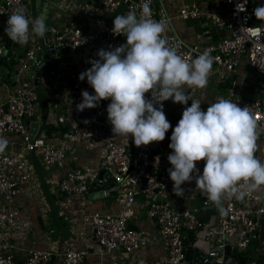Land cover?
<instances>
[{"label": "built area", "instance_id": "built-area-1", "mask_svg": "<svg viewBox=\"0 0 264 264\" xmlns=\"http://www.w3.org/2000/svg\"><path fill=\"white\" fill-rule=\"evenodd\" d=\"M257 1L264 5V0ZM35 2L43 9L41 17L45 23L48 20L51 23L46 34L49 45L56 48L55 56H59L58 61L56 58L52 62H58L55 68H58L60 75L66 74L70 83L61 101L55 103L53 94L48 98L50 106L55 105V109L61 107V113L54 110L47 115L44 121L49 129L44 136H31V125L27 122L42 117L41 99L37 91L39 82L46 76L53 84L52 78L55 76L53 69L49 70V64H52L49 62L38 84H35L36 67L47 52L44 40L30 41L29 48L15 66V87L11 90L5 84L8 93L7 98L0 102V135L7 138L9 143L5 151L0 153V264H87L92 253L91 245L96 264H104L108 258H117L120 251H142L148 240L147 231L130 227V220L137 215V209L141 206L138 202L141 194L150 199L142 207L149 221L158 228L164 250V262L161 264H191L189 247H196L197 243L189 244L188 236L203 229H207L206 237L211 243L209 250L205 251L204 264H210V255H215L217 259L224 257L225 260L226 246L230 245L231 250L236 248L238 253L240 249L243 251L251 245L264 225V187L249 193L243 200L235 197L224 199L223 210H214L208 221H204L199 214L202 207L212 202L196 189L195 180L182 185V196L175 195L168 174L171 164L167 157L170 153L162 150L159 142L136 147L137 151L131 149V138L125 144L113 136L106 111L110 101H101L84 115L76 110V105L82 102V91L94 94L86 78L84 81L79 80V74L91 67L88 61L99 59L97 52L100 49H114L126 43L124 36L112 33L114 20L111 17L103 18L105 14H112L115 18L135 12L139 17L142 4L147 2L152 19L171 22L166 37L169 45L175 47L179 54L194 59L207 51L214 57L208 82L213 80L218 84H227L233 75L241 73L244 63H247L249 74L243 76L252 84L257 95L245 98L229 88L222 98L237 103L241 108L249 107L262 134L264 21L254 16L253 0H247L246 11L243 12L236 10V5L242 3V0L202 3L184 0H86L84 8L88 12L91 9L103 12L99 18L87 21H83L82 16L72 9L69 0ZM19 6L26 9L29 19L36 18L32 8L33 0H0V20L3 19L0 24L3 23L4 28L9 16ZM176 20L196 23L191 40L184 39L178 33ZM4 49L10 50L5 44H0V56ZM199 90L186 88L185 92L191 99V95ZM146 98L152 99L151 94L147 93ZM168 101L174 103L171 99ZM189 101L187 105H179L184 109ZM5 103H8L7 110L3 108ZM75 142H83L90 150L99 148V158L96 161L88 159L83 166L54 179L50 189L54 187L55 193L89 200L88 194L93 191L96 181L106 184V179L100 178V171L104 170L112 177L113 190L121 192V207L115 213L100 210L87 212L80 208L79 218L73 213L70 215V223H73L71 229H74L77 239H86L88 233H91L92 243L71 246L75 242L73 235L70 243L56 248L51 244L54 240L50 231L43 238L45 246L31 247L27 242V234L35 230V225L27 220L22 201L34 187L33 176L39 172L37 167L48 170L54 165H61L67 160L70 143ZM255 156L264 162L262 153H256ZM144 179L146 187L143 188ZM107 192L104 189L105 196L109 195ZM212 247L223 251H212ZM252 264L259 263L255 261Z\"/></svg>", "mask_w": 264, "mask_h": 264}, {"label": "clouds", "instance_id": "clouds-1", "mask_svg": "<svg viewBox=\"0 0 264 264\" xmlns=\"http://www.w3.org/2000/svg\"><path fill=\"white\" fill-rule=\"evenodd\" d=\"M246 4L247 0L238 3L237 12L246 11ZM141 7L139 17L135 12L115 17L111 31L124 36L126 43L100 49L99 59L88 61L91 67L79 74V80L86 78L94 94L82 91V102L76 105L83 112L110 101L106 111L113 136L125 144L131 138L136 147L165 139L171 124L162 102L187 105L191 99L185 88H206L214 63L207 51L194 59L179 54L166 37L171 22L152 19L147 2ZM253 14L264 21V5ZM48 30L43 17L29 19L19 6L9 16L5 33L13 43L26 46L33 37L44 38ZM191 102L170 138L168 174L175 195L182 196V185L195 180L201 195L219 208L224 199L243 200L264 187V162L255 156L260 132L250 108L219 98L204 111L199 100ZM8 143L0 135V153ZM200 161L205 162L202 174L196 167Z\"/></svg>", "mask_w": 264, "mask_h": 264}, {"label": "crops", "instance_id": "crops-1", "mask_svg": "<svg viewBox=\"0 0 264 264\" xmlns=\"http://www.w3.org/2000/svg\"><path fill=\"white\" fill-rule=\"evenodd\" d=\"M187 1V0H184ZM188 2V1H187ZM194 3V2H193ZM33 11L36 17V10L38 7V5L36 4L35 0H33ZM172 12H175L172 9ZM53 16V15H51ZM54 18V16H53ZM1 26H3V23H1ZM47 28H49V26H51L50 21L48 20L47 24H46ZM175 27L176 30L178 31V33L186 40H191V35H192V29L196 27V23L194 22H183L181 20H176L175 21ZM222 34V32H220ZM36 39H42L44 40V38H39L36 37ZM33 41V38L31 39V42ZM30 46V42L23 47V52L22 54H20L17 49L19 48V46L11 48L10 50L14 51V54L17 55V58L15 59L16 63L15 66L17 65L18 59H20L24 52L26 51L27 48H29ZM25 48V49H24ZM49 54L46 52V54L43 56V58H48ZM59 60V56L58 54L55 56V61ZM14 58L13 57H8V56H4L2 59V63H0V65H5L9 62H13ZM53 61V62H55ZM51 65H53V75H55L52 79H53V84L52 80L49 79L48 77L44 76L43 79L39 82V90H40V97H41V104L40 107H42V117H37L36 119L32 120L33 122H41L38 132L37 134H41L42 131H47V125L45 124V118L47 117V115L49 113H51L52 111H57V109H55V105L50 106L49 102H48V98L51 94H53V99H55V103H58L59 101H61L63 94L66 91V88L68 86V84L70 83V80L68 79V76L66 74L60 75L58 68H55V66L57 65V63H53ZM49 70H51L49 68ZM3 71L0 70V80L3 81V85L0 84V90L3 89V87L5 86V84H8V86L10 87V89L12 90L15 85H16V77L14 79H11V82H14L12 84H9L8 82H10V80H6L5 75L2 73ZM15 76V75H14ZM235 75H233L230 79V82H228L227 84H218L216 82H213V80L209 81L207 83L206 88L204 89H200L198 94L199 97V101L201 102V108L202 110L206 111L208 105H211L213 103H215L219 98H222L223 95L229 90V88H234V84H235ZM253 88V87H252ZM186 90V88H185ZM253 91H255L253 89ZM247 94V93H246ZM48 95V96H47ZM195 95V94H194ZM244 97H249L246 95H243ZM42 98H45L42 100ZM5 98L3 96H0V102L3 101ZM191 100H195L194 96L191 95ZM170 103V102H169ZM192 102H190V104H188L187 107H190ZM172 106V108L174 109H178V111H183L184 109L181 108V106L179 104H174V103H170ZM175 110H172L171 112V116L174 114ZM164 114L168 115V113ZM177 125V124H176ZM176 125H171V128L169 129V131L166 133L165 139L160 143V146H162V150H164L167 153L172 152V149L169 148V144L171 142L170 138L172 135V129L175 128ZM62 137V136H61ZM60 137V138H61ZM119 140H122V138L118 137ZM130 147L131 149L136 150V146L134 144V142L131 139L130 142ZM260 147H262V145H259ZM137 151V150H136ZM100 149L99 148H94V149H87L85 144L83 142H75V143H70V147L68 150V157L67 160L62 163L61 165H57L56 169H48V170H42L39 169L37 167V169L39 170L38 172V176L40 179V182L42 183V185L45 187L47 184V182L49 181H53L54 179H58L60 177H63L67 171L74 169L76 167L79 166H83L84 164L87 163L88 159H93V160H97L100 156ZM49 188V189H48ZM46 188L45 187V191H42V187L36 189L35 191V187L32 189V191L29 193V195L27 197H25V199H23V204L27 206V209L29 210V212L33 213L36 212L39 205V202L45 206H47V201L46 199H50V185L49 187ZM38 193V195H36ZM114 193H116L118 195V198H120L121 196V192L120 191H116L113 190L112 188V192L108 195L103 197V199L98 198L99 200L93 201L92 199L86 200L83 197L80 196H71L70 200L71 202L68 203V205H62V207L65 206V211L66 210H70L71 213L70 215L73 213L77 216V218H79L78 216V212L80 208H83L85 211H93V210H100L103 212H107V213H115L117 212L120 207H121V202L120 199L112 201V203H108L106 202V200H108L111 195H113ZM36 195V196H35ZM143 196V197H141ZM156 198L159 199V195L156 193ZM105 200V201H103ZM149 198L143 194H141L138 197V202L141 205L140 208L137 209V215L132 218L130 220V224L133 226H136L137 229H144L147 231V242L144 245L142 251H138L135 253H126L123 251H120L118 253V257H112V258H108L104 264H161L164 262L163 260V256H164V250L162 247V242L159 236V231L158 228L153 225L152 222L149 221V219L147 218L146 215V210H144V205H146L149 202ZM86 202V203H85ZM85 203V204H83ZM53 206V205H51ZM83 206V207H82ZM52 210V214L50 215V220L51 223L53 224V227L50 229L51 232H53V240L55 241L53 243V245L56 248H61L62 246H65L67 243H70V240L73 238L72 236L74 235L75 238V242H73L71 244V246H83L84 243L86 242H90L92 243L93 239H92V235L91 233H88L87 238H79L77 239V236L75 235L74 229L72 231L71 229V224L70 221L68 220L69 218H71L72 216L68 215V214H64L65 211L60 212L59 208H58V213L57 211H55L54 208L51 209ZM64 216V217H63ZM64 219V220H62ZM37 223L40 222L41 218L40 217H36ZM35 223V222H34ZM35 227H36V223H35ZM264 228V225L263 227ZM49 231V232H50ZM48 234V232L46 231V226L43 225V229L41 230V233H38L34 238H32L30 240V244L31 247H43L42 244V238H44V236ZM254 242V241H253ZM197 243V242H196ZM261 244L262 246L259 247L258 249H256V251H254V255H264V239L261 240ZM197 247V246H196ZM92 253H90V256L88 257V262L87 264H96L97 261L95 259V257L93 256V251L94 248H91ZM194 255V251L192 254V258ZM257 260V259H256Z\"/></svg>", "mask_w": 264, "mask_h": 264}, {"label": "rangeland", "instance_id": "rangeland-1", "mask_svg": "<svg viewBox=\"0 0 264 264\" xmlns=\"http://www.w3.org/2000/svg\"><path fill=\"white\" fill-rule=\"evenodd\" d=\"M85 1L86 0H76V1L69 0V3L72 5V9L74 11H77L79 16H82L83 21H87V20H90L92 18H99L100 15L103 12H101V11H99L97 9H91L88 12L87 9L84 8ZM187 1L189 3H193V2L202 3L203 1H210L211 2V1H215V0H187ZM75 3H77V7H76ZM253 4H254L255 8L258 7V6H261V4H259L257 0H253ZM42 10H43L42 7L37 8V10H36V18L37 17H41ZM113 16L114 15H112V14H105V16L103 18L113 17ZM2 20H0V21L3 22ZM209 25L213 26L211 23H209ZM223 32L224 31H222V33ZM33 40H36V37H33ZM42 43H43V41H42ZM18 46H19V48L17 49V51L20 54H22L23 47H25V46H21L19 44H18ZM41 53L42 52H40V54ZM244 65L245 66H243V69H241V73L235 76V84H234L233 90H234V93L239 95V96L244 97L243 95H246V96H249V97H245V98H254L257 94H256L255 91H253L252 84L249 82V80H247L243 76V74H249V67H247V63H244ZM49 68L50 69L53 68V65H51V63L49 64ZM0 70L3 71L2 73L5 75L6 80H8V81L10 80V82H8V83L12 84L14 82V80H13V82H11V79L15 78L14 75H15V72H16L15 65L12 62H9V63H7L5 65H0ZM0 84L3 85V81L2 80H0ZM37 91L40 94V90L37 89ZM7 93H8V91L6 90V86H4L3 89L0 90V96H3L4 98H7ZM196 94H198V93H195V95H193L194 99L195 100H199V97ZM47 98H49V97H47ZM40 99H41V97H40ZM43 99H45V98H42V100ZM104 102H108V101H104ZM190 102L191 101H189V104H190ZM162 103H163V111L165 113H168V115L166 114L167 120L170 122V124L172 126L176 125L178 123V121L181 119L183 111H180V110L178 111V109L172 108L171 107L172 105L169 103V101H165V102H162ZM60 109H61V107L59 109H57V111H59L61 113ZM172 110H175V112L171 116ZM260 144L262 145V147L259 146ZM256 153H262L263 156H264V137H263L262 134L259 135L258 140H257ZM204 166H205V162L204 161L197 162L196 167L199 170L200 174L203 173ZM51 168L54 170V169L57 168V165H54ZM33 183H34L35 191H36V189H38L40 187H42V189H41L42 191H45L46 190L45 187L48 188L49 185L51 183H53V181L47 182L48 185H46L44 187L42 185V183L40 182V179H39L38 175L36 173H34ZM36 195H38V193ZM25 197H27V196H25ZM70 197L71 196L65 195L63 193H59V192L55 193L54 192V187H53V190H50V199L49 200L46 199V201L48 202L47 206H45V205H43V203L41 204L39 202L40 206L38 207L37 211L31 213L27 209V206L22 204V206L24 207V214H25L27 220L30 223H33L34 225L36 223L35 230L32 233L27 234V242H28V244H30L29 242H30V240L32 238H34L38 233H41V230L43 229V225L46 226V231L49 233L50 229L53 227V224L51 223V220H50V215L52 214V210L51 209L54 208L55 211H57V213H58V208H59L60 212L65 211V206L68 205V203L71 202ZM141 197H143V196H141ZM100 199H103V198H100ZM118 199H120V198H118V195L116 193H114L113 195H111V197L108 200H106V202L112 203V201H115V200H118ZM96 200H99V199H96ZM96 200H93V201H96ZM103 201H105V200H103ZM85 203H83V204H85ZM63 204L65 205L64 207H62ZM51 205H53V206H51ZM70 213H71L70 210H66L65 213L63 212V215L64 214L65 215L66 214L70 215ZM37 216L41 218L40 222H38V223H37V220H36ZM62 220H64V219H62ZM70 224H73V223H70ZM206 231H207V229H203V230L199 231L196 234L197 247H200L204 251H208L210 246H211L210 240L206 237ZM22 232L28 233L27 230H25V231L22 230ZM51 235L53 236L52 232H51ZM263 239H264V228H262L258 232V236L255 238L254 242L251 245H249L243 251L240 249V251H242L243 253H247L250 250V251H253V253H254V251H256V249H258L259 247L262 246L261 240H263ZM54 242L55 241L51 242V244H53ZM42 244H43V246H45L44 240H42ZM91 248H93V245H91ZM259 256L260 255H253V259L248 261V262H246L245 264L254 263L256 261V259H258ZM216 264H241V263L239 262V259L237 257L231 256V257H228V259L226 261H224L222 263L219 262V263H216Z\"/></svg>", "mask_w": 264, "mask_h": 264}, {"label": "water", "instance_id": "water-1", "mask_svg": "<svg viewBox=\"0 0 264 264\" xmlns=\"http://www.w3.org/2000/svg\"><path fill=\"white\" fill-rule=\"evenodd\" d=\"M44 43L46 45V49H47V53L49 54V57L42 59L39 62L38 66L36 67L35 74L37 77L35 80V84H38L40 77L43 75V73L47 67V64L49 62H52L55 58L56 48L53 45H49L47 34H45ZM4 56L13 57L14 59L17 58V55L14 54V51L4 49V52L0 56V63H2V59ZM7 107H8V103H5L3 105V108L5 110H7ZM88 111H89V109H85L82 112V115L86 114ZM27 122H29L31 125L30 135L36 136L41 122H35V121L34 122L33 121H27ZM71 132H73V131H71ZM262 134L264 135V132H262ZM44 135H45V131H42L40 136H44ZM100 178H105L106 184H103L102 182H99V181H96L93 184V191L88 194L89 198L92 200H95L98 198H103L105 196L104 189L106 191L108 190L107 194H110L112 192L111 188H113L114 183H113L111 175L109 173H106L104 170H102V171H100ZM142 187L143 188L146 187V179L143 180ZM157 191H159V189ZM222 206H223V204H221V206L218 208V207L214 206L213 204H210V205L206 206V208L210 211L215 210L216 212H221ZM211 249H212V251H223L221 248L219 249L217 247H212ZM225 253L227 256H230L232 254H236L237 250H236V248L231 250V246L229 245V246L225 247ZM205 259H206L205 251L203 249H201L200 247H194V255H193L191 264H204ZM209 261H210V264H216L219 262L222 263L224 261V257H220L219 259H217L215 255H210Z\"/></svg>", "mask_w": 264, "mask_h": 264}, {"label": "trees", "instance_id": "trees-1", "mask_svg": "<svg viewBox=\"0 0 264 264\" xmlns=\"http://www.w3.org/2000/svg\"><path fill=\"white\" fill-rule=\"evenodd\" d=\"M111 18L113 20L115 19L114 16L111 17ZM0 44H5V46L8 49H11V48H14V47H17L18 46V44L13 43L9 39V37L5 33V28L3 26H1V24H0ZM12 61H13L12 63L15 65V63H16L15 59H13ZM47 129H49V128H47ZM47 132H48V130H47ZM212 213H213V211L208 210L206 207H202V210H201V213L199 214V216H200V218L202 220L208 221V219H209V217H210V215ZM130 227L137 229L136 226H133L131 224H130ZM195 241H196V234H195V232L190 233V235L188 236L187 242L189 244H193ZM193 251H194V246L193 245H190V247H189V253H188V256L189 257H192ZM248 252L247 253H243L242 251H238V253H236V254H232L230 256H226L224 261H226L228 259V257L234 256V257H237L239 259V262L241 264H245L246 262L252 260L253 259V255H254L253 251H250L249 250ZM256 262L259 263V264L260 263L264 264V255H260L258 257V259L256 260Z\"/></svg>", "mask_w": 264, "mask_h": 264}]
</instances>
